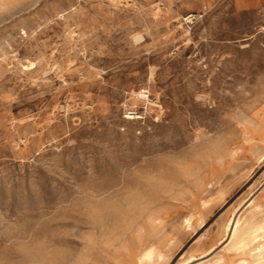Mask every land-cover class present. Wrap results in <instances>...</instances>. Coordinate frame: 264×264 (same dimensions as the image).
Returning <instances> with one entry per match:
<instances>
[{
	"label": "rangeland",
	"instance_id": "obj_1",
	"mask_svg": "<svg viewBox=\"0 0 264 264\" xmlns=\"http://www.w3.org/2000/svg\"><path fill=\"white\" fill-rule=\"evenodd\" d=\"M262 235L264 0H0V264H264Z\"/></svg>",
	"mask_w": 264,
	"mask_h": 264
},
{
	"label": "bare ground",
	"instance_id": "obj_2",
	"mask_svg": "<svg viewBox=\"0 0 264 264\" xmlns=\"http://www.w3.org/2000/svg\"><path fill=\"white\" fill-rule=\"evenodd\" d=\"M138 40V39H137ZM141 93V92H140ZM133 118V117H130ZM253 203V200L249 204ZM245 206V205H244ZM243 209V208H242ZM255 209V208H254ZM242 213L236 212L232 217L226 221L224 226V231L226 232V237L230 242L235 243L240 247H247L251 240L258 241L261 236L260 228L254 223V221L247 220L242 222ZM127 217V216H126ZM246 220V219H245ZM264 236V235H262ZM264 242V241H263ZM262 245V244H261ZM257 246V245H256ZM255 246V247H256ZM258 247V246H257ZM263 249V248H262ZM257 250V249H256ZM256 252V251H255ZM259 252V251H258ZM211 253V252H209ZM261 253V252H260ZM206 254V253H205ZM262 254V253H261ZM264 254V253H263ZM258 255V254H257ZM260 255V254H259ZM262 256V255H260ZM207 257V256H206ZM259 257V256H258ZM257 257V258H258ZM201 258V257H200ZM199 258V259H200ZM261 258V257H260ZM79 261V260H78ZM243 261V260H242ZM241 261V262H242ZM193 263V262H192ZM254 263V262H253ZM245 264V263H244Z\"/></svg>",
	"mask_w": 264,
	"mask_h": 264
}]
</instances>
